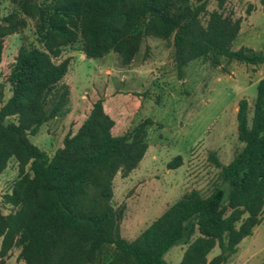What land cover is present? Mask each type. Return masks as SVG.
<instances>
[{"label":"trees","instance_id":"16d2710c","mask_svg":"<svg viewBox=\"0 0 264 264\" xmlns=\"http://www.w3.org/2000/svg\"><path fill=\"white\" fill-rule=\"evenodd\" d=\"M171 0H52L46 6L23 5L25 14L36 18L37 36L44 50L22 47L9 82L12 97L0 109V175L16 158L22 168L30 164L32 176L23 175L15 184L6 204L16 212L0 213L2 264L8 252L20 249L25 264H91L104 245L118 253L112 264H168L165 256L179 245L187 246L179 264H207V256L218 246L220 254L209 264H225L238 253V245L253 234L263 219L264 209V80L257 86L251 125L248 102L241 100L237 112L238 138L244 148L227 165L212 161L223 170L221 184L208 198L196 197L171 209L137 241L116 238L113 216L77 213L73 200L85 190L89 176L118 159L135 169L148 145L145 121L133 133L114 136L115 121L98 100L74 136L53 157L32 144L47 122L45 107L55 87L69 69V62H54L63 47L83 40L87 58H98L110 50L129 64L142 37L135 33L145 18L146 36L167 39L174 36L175 60L179 73L188 63L217 54L242 64H264V53L242 48L232 51L242 21L211 14L207 27L198 19L205 5L177 18L170 14ZM8 17L0 24V62L3 38L19 25ZM17 118L7 123L8 118ZM130 142V143H129ZM182 165V157L169 169ZM245 216V218H244ZM195 237V239H193Z\"/></svg>","mask_w":264,"mask_h":264},{"label":"rangeland","instance_id":"374dc122","mask_svg":"<svg viewBox=\"0 0 264 264\" xmlns=\"http://www.w3.org/2000/svg\"><path fill=\"white\" fill-rule=\"evenodd\" d=\"M46 6L52 0H0V24L8 17L19 25L17 32L7 31L0 62V109L12 97L9 77L22 47L44 50L36 29L37 19L25 14L23 5ZM205 5L199 21L207 27L211 14L242 21L232 45L237 52L248 48L264 53V0H171L170 14L177 18ZM149 17L136 27L142 37L138 52L129 64L110 50L98 58H87L83 40L62 48L54 62H69L65 77L50 95L45 112L49 117L32 144L53 157L74 136L90 115L94 104L103 100L104 111L115 121L114 136L133 133L141 124L147 127L148 150L135 169L118 159L92 173L84 192L73 200L77 213L95 210L113 216L112 232L116 238L137 241L164 218L176 204L196 197L208 198L221 184L223 170L211 159L214 154L227 166L244 148L238 138L239 102L250 104L253 117L257 86L264 80L260 68L209 54L183 67L179 73L175 60L174 36L163 39L146 36ZM17 118L7 119V123ZM130 143V142H129ZM182 157V165H168ZM30 175V164L22 168L12 158L0 175V213L8 216L17 208L6 204L15 184ZM262 223L238 245V253L225 264H264V209ZM245 218V216H244ZM195 239V237L193 238ZM0 238V264H2ZM187 249L173 248L166 256L168 264H179ZM220 254L218 246L207 256V264ZM20 249L12 248L4 264H25ZM118 256L113 245H104L91 264H112Z\"/></svg>","mask_w":264,"mask_h":264},{"label":"crops","instance_id":"0c3cea01","mask_svg":"<svg viewBox=\"0 0 264 264\" xmlns=\"http://www.w3.org/2000/svg\"><path fill=\"white\" fill-rule=\"evenodd\" d=\"M260 66H261V65H258V66H252V67L258 69V68H260ZM248 107H249V109H248V118H249V112H250V109H251L249 103H248ZM251 122H252V118H251L250 121H249V119H248V123H249V125H251Z\"/></svg>","mask_w":264,"mask_h":264}]
</instances>
